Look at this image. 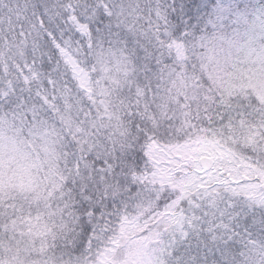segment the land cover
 <instances>
[{
	"label": "snow or ice",
	"instance_id": "obj_1",
	"mask_svg": "<svg viewBox=\"0 0 264 264\" xmlns=\"http://www.w3.org/2000/svg\"><path fill=\"white\" fill-rule=\"evenodd\" d=\"M0 264H264V0H0Z\"/></svg>",
	"mask_w": 264,
	"mask_h": 264
}]
</instances>
